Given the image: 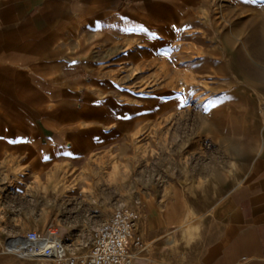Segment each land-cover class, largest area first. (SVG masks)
I'll list each match as a JSON object with an SVG mask.
<instances>
[{
    "label": "crops",
    "instance_id": "obj_1",
    "mask_svg": "<svg viewBox=\"0 0 264 264\" xmlns=\"http://www.w3.org/2000/svg\"><path fill=\"white\" fill-rule=\"evenodd\" d=\"M208 3L0 0V264H54L2 251L28 230L83 236L81 252L67 245L84 254L121 205L138 212L135 264H264V109L230 186L224 169L193 172L167 148L179 88L197 85L199 61L212 69L216 50L200 35L211 20L198 16ZM208 115L191 128L211 135ZM185 144L196 149L195 136Z\"/></svg>",
    "mask_w": 264,
    "mask_h": 264
},
{
    "label": "rangeland",
    "instance_id": "obj_2",
    "mask_svg": "<svg viewBox=\"0 0 264 264\" xmlns=\"http://www.w3.org/2000/svg\"><path fill=\"white\" fill-rule=\"evenodd\" d=\"M198 11L202 12L198 16L207 22L211 20L208 31H202L200 35L211 38L216 53L211 56V61H207L212 62V69L207 71L200 70V56H196L199 61L195 77L197 85L179 88L180 134H175L173 141L166 132V142H174L167 148H174L175 159H181L182 164L190 166L193 172L224 169V178L228 177L230 186L254 155L262 132L264 0H209L208 5ZM193 58L192 55L181 57L184 83L190 78L189 70L184 69ZM206 112L212 117L211 135H205L199 128L196 131L191 128L195 121L200 127L198 116ZM173 120L177 121L172 118L167 121ZM194 136L196 149L189 151L185 139ZM57 234L66 245L72 241V232L66 237L58 231ZM86 240L82 236L70 245L79 253ZM2 251L7 252L4 247Z\"/></svg>",
    "mask_w": 264,
    "mask_h": 264
},
{
    "label": "built area",
    "instance_id": "obj_3",
    "mask_svg": "<svg viewBox=\"0 0 264 264\" xmlns=\"http://www.w3.org/2000/svg\"><path fill=\"white\" fill-rule=\"evenodd\" d=\"M138 212L129 206L116 207L109 217L91 232L89 249L84 254L70 251L56 231L28 230L5 240L4 249L18 258H45L54 264H135L132 249L142 247L134 226Z\"/></svg>",
    "mask_w": 264,
    "mask_h": 264
}]
</instances>
